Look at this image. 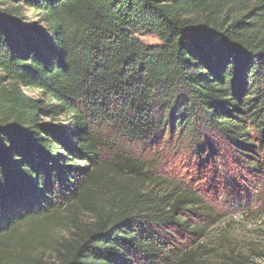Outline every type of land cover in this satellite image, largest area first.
Segmentation results:
<instances>
[{
  "label": "trees",
  "instance_id": "obj_1",
  "mask_svg": "<svg viewBox=\"0 0 264 264\" xmlns=\"http://www.w3.org/2000/svg\"><path fill=\"white\" fill-rule=\"evenodd\" d=\"M176 143L264 172V0H0V264H247L175 241Z\"/></svg>",
  "mask_w": 264,
  "mask_h": 264
},
{
  "label": "rangeland",
  "instance_id": "obj_2",
  "mask_svg": "<svg viewBox=\"0 0 264 264\" xmlns=\"http://www.w3.org/2000/svg\"><path fill=\"white\" fill-rule=\"evenodd\" d=\"M138 37L148 45L160 44L153 35ZM217 146L220 157L206 162L186 143L163 146L151 155L162 175L197 193L213 209L212 219L190 217L195 225L208 227L202 237L175 231V241L184 249L203 246L213 251V257H241L247 264H264V172L249 170L225 144ZM4 261L2 257L0 262Z\"/></svg>",
  "mask_w": 264,
  "mask_h": 264
}]
</instances>
